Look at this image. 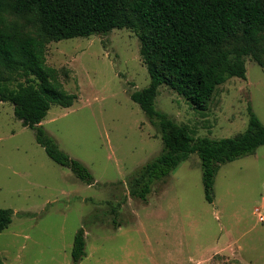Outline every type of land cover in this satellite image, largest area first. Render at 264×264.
Here are the masks:
<instances>
[{
	"label": "rangeland",
	"instance_id": "1",
	"mask_svg": "<svg viewBox=\"0 0 264 264\" xmlns=\"http://www.w3.org/2000/svg\"><path fill=\"white\" fill-rule=\"evenodd\" d=\"M140 47L127 27L47 44V64L77 98L69 107L53 103L42 125L89 168L92 184L55 162L14 105L0 101V208L13 210L0 232L4 264H73L81 228L86 255L79 264H264V222L256 212L264 214V145L221 164L213 202L197 153L156 180L146 200L131 194L130 177L163 148L159 129L131 98L150 83ZM257 53L263 63L247 56V78L219 85L206 110L167 85L159 87L156 109L195 137L244 132L249 106L264 123V43Z\"/></svg>",
	"mask_w": 264,
	"mask_h": 264
},
{
	"label": "trees",
	"instance_id": "2",
	"mask_svg": "<svg viewBox=\"0 0 264 264\" xmlns=\"http://www.w3.org/2000/svg\"><path fill=\"white\" fill-rule=\"evenodd\" d=\"M126 27L137 34L150 75L149 85L131 98L157 126L163 142L161 153L130 177V192L146 200L156 180L197 153L205 196L213 202L221 164L264 145V123L249 106L244 132L220 139L195 137L189 126L157 110L156 98L159 87L167 85L204 111L219 85L231 77L246 79L247 56L263 63L257 52L264 43V0H0V101L14 105L16 117L35 129L37 142L55 162L92 184L89 168L62 150L42 125L53 103L69 107L77 98L65 88L59 70L47 64V44ZM12 216V209L0 208V232ZM85 255L81 228L74 238L73 264Z\"/></svg>",
	"mask_w": 264,
	"mask_h": 264
},
{
	"label": "built area",
	"instance_id": "3",
	"mask_svg": "<svg viewBox=\"0 0 264 264\" xmlns=\"http://www.w3.org/2000/svg\"><path fill=\"white\" fill-rule=\"evenodd\" d=\"M256 212H258V217L261 222H264V214L261 213L259 208H256Z\"/></svg>",
	"mask_w": 264,
	"mask_h": 264
}]
</instances>
